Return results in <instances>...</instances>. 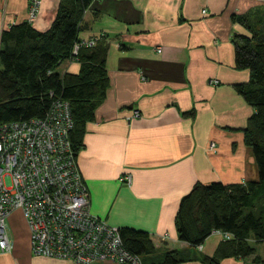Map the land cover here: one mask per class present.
Masks as SVG:
<instances>
[{
    "label": "crops",
    "instance_id": "1",
    "mask_svg": "<svg viewBox=\"0 0 264 264\" xmlns=\"http://www.w3.org/2000/svg\"><path fill=\"white\" fill-rule=\"evenodd\" d=\"M39 1L30 22L32 0H0V49L3 32L16 24L30 22L41 32L52 27L61 0ZM262 15L264 0H91L84 14L79 39L108 44L110 87L87 123L79 168L92 213L119 229L149 232L156 246L150 260L176 250L180 264H208L204 258L216 255L225 233L214 231L202 249L181 241L176 217L182 199L198 183L259 179L244 135L255 109L237 89L251 75L236 67L234 42L252 33L233 17L264 30ZM59 68L79 73L81 64L68 59ZM127 174L131 185L122 181ZM16 246L13 239L0 264H74L35 255L29 233L27 263L16 257ZM219 264L257 263L228 257Z\"/></svg>",
    "mask_w": 264,
    "mask_h": 264
},
{
    "label": "trees",
    "instance_id": "2",
    "mask_svg": "<svg viewBox=\"0 0 264 264\" xmlns=\"http://www.w3.org/2000/svg\"><path fill=\"white\" fill-rule=\"evenodd\" d=\"M90 4L91 0H61L48 31L41 32L30 22L16 24L3 32L0 49V126L44 118L54 99L62 98L71 107L70 141L77 159L85 146L87 123L95 119L110 87L109 46L103 39L73 53ZM233 20L252 33L235 36L234 42L236 67L251 75L249 83L237 85V89L255 109L244 135L253 149L259 179L245 184H196L182 199L176 225L179 239L192 246L203 245L214 231L233 236L221 243L214 257L204 258L208 264H219L228 257H253L255 263L264 264L251 244V240L264 242V30L255 29L246 18L234 16ZM263 20L262 15L259 22ZM68 59L81 64L79 73L58 72ZM120 231L126 248L141 256L143 264L184 262L176 250L166 252L161 260H150L156 246L149 232L132 227Z\"/></svg>",
    "mask_w": 264,
    "mask_h": 264
},
{
    "label": "built area",
    "instance_id": "3",
    "mask_svg": "<svg viewBox=\"0 0 264 264\" xmlns=\"http://www.w3.org/2000/svg\"><path fill=\"white\" fill-rule=\"evenodd\" d=\"M40 6L41 1L32 0L30 22ZM99 40L78 42L74 55ZM73 125L70 103L57 98L44 118L0 126V255L12 252L9 218L23 209L35 255L74 264H143L126 248L120 229L92 213L90 191L70 141ZM122 181L131 185L132 175ZM232 238L225 234L226 240Z\"/></svg>",
    "mask_w": 264,
    "mask_h": 264
},
{
    "label": "rangeland",
    "instance_id": "4",
    "mask_svg": "<svg viewBox=\"0 0 264 264\" xmlns=\"http://www.w3.org/2000/svg\"><path fill=\"white\" fill-rule=\"evenodd\" d=\"M60 69L61 68H58L59 73H61ZM77 163H78V159H77ZM78 166H79V163H78ZM9 222H10V228H11L13 239L16 241V244H17L16 249L18 251L20 250V253L16 254V257L22 263L24 261L25 263H27L28 257H27V254H25L26 247L24 246V243L28 241V233L30 235V228H29V224H28V221H27V218L25 216L23 209H18L17 211H15L10 216ZM251 244L257 248L258 250L257 255L262 254L261 252L263 250V246L261 245H264V242L257 243L255 240H251ZM26 252H27V249H26ZM97 263L103 264L104 262H97Z\"/></svg>",
    "mask_w": 264,
    "mask_h": 264
}]
</instances>
